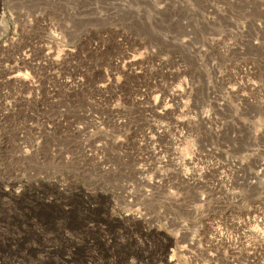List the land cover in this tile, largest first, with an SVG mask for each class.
Masks as SVG:
<instances>
[{
  "label": "rangeland",
  "instance_id": "rangeland-1",
  "mask_svg": "<svg viewBox=\"0 0 264 264\" xmlns=\"http://www.w3.org/2000/svg\"><path fill=\"white\" fill-rule=\"evenodd\" d=\"M0 264H264V0H0Z\"/></svg>",
  "mask_w": 264,
  "mask_h": 264
},
{
  "label": "bare ground",
  "instance_id": "bare-ground-1",
  "mask_svg": "<svg viewBox=\"0 0 264 264\" xmlns=\"http://www.w3.org/2000/svg\"><path fill=\"white\" fill-rule=\"evenodd\" d=\"M189 163V162H188ZM259 179V177L257 176V174H254V175H250V177L248 178V183H250V185L251 184H254L255 183V181H257ZM141 183V182H140ZM192 243H195V240L193 239L192 240Z\"/></svg>",
  "mask_w": 264,
  "mask_h": 264
}]
</instances>
